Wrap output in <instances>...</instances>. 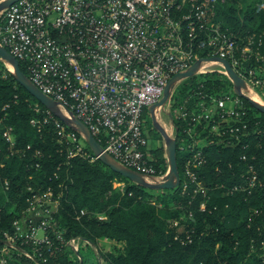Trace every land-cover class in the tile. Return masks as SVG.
I'll return each mask as SVG.
<instances>
[{
  "label": "built area",
  "instance_id": "built-area-1",
  "mask_svg": "<svg viewBox=\"0 0 264 264\" xmlns=\"http://www.w3.org/2000/svg\"><path fill=\"white\" fill-rule=\"evenodd\" d=\"M230 1L18 0L0 15V44L24 63L31 81L57 101L67 116L71 117V112L87 125L106 153L156 183L167 173L158 174L151 162L144 116L150 115V107L162 99L173 76L187 71L199 59L218 56L227 59L251 89L264 81L258 66L250 61L253 44L257 51L262 40L257 38L256 42L255 37L247 36L248 44L240 47L237 36L217 19L219 8ZM256 7L264 9V2L256 3ZM214 63L222 66L231 81L225 66L217 61H203L196 74ZM191 99L193 96L187 101ZM35 109L40 111L39 104ZM245 115L238 94L213 96L200 92L191 108L177 105L171 109L174 128L175 119L187 121L192 125L187 134L194 138L187 145L186 138L181 139V149L193 151L185 163L183 192L194 185V195H206L197 170L207 163V157L196 146L212 143V135L237 134L246 129L248 125L242 120ZM50 121L70 157L98 159L88 150L84 135L50 110L42 121L33 118L31 123L40 128L41 122ZM13 130L6 125L2 132L11 154L20 151ZM203 131L208 133L203 136ZM172 135L176 138L175 131ZM242 158L246 160V156ZM261 186L259 173L250 164L229 191L251 196ZM5 187L9 189L8 180ZM28 190L26 206L20 209L13 231L4 233V241L10 244L3 253L17 249L37 260L66 246L79 253L81 239L68 238L57 227L54 213L59 197L53 187L29 186ZM205 207L206 201L201 203V208ZM3 253L0 264L7 262Z\"/></svg>",
  "mask_w": 264,
  "mask_h": 264
},
{
  "label": "trees",
  "instance_id": "trees-1",
  "mask_svg": "<svg viewBox=\"0 0 264 264\" xmlns=\"http://www.w3.org/2000/svg\"><path fill=\"white\" fill-rule=\"evenodd\" d=\"M240 2L231 0L221 6L217 19L237 36L240 47L253 31L263 33L264 54V9L251 4L244 10ZM20 66L28 75L24 63L20 62ZM232 88L227 76L207 73L202 82L191 83L184 93L180 92L184 102L176 106L191 108L200 92L218 96ZM190 96L193 99L187 101ZM242 100L246 111L242 120L248 127L237 134L212 135V143L196 146L207 157V163L197 170L206 195H194V185L188 191L182 190L185 163L193 151L182 150L181 139L186 138L187 145L194 138L187 134L192 125L178 119L175 135L181 183L175 189H150L123 177L99 159L70 157L66 145L58 139L54 122H41L40 128L33 126L31 120L42 121L47 108L16 81L0 60V252L6 247L4 233L13 231L20 209L26 206L29 186L53 187L59 197L54 213L57 224L65 229L68 238L81 239L79 253L66 246L37 260L13 249L3 253L6 264H84L91 259L95 264L100 259L107 264H264V113L248 99ZM35 104H39L40 111ZM6 125L13 127L20 149L14 154L2 134ZM207 133L202 132L203 136ZM29 144L31 148L27 149ZM37 151L41 152L39 156ZM151 162L158 174L166 173L164 147L152 150ZM250 164L257 169L263 186L251 196L230 193L229 189L241 180ZM116 179L125 182L123 190L114 188ZM6 180L9 189L5 188ZM97 213L108 218L98 217ZM177 217L182 218L180 223L184 225L181 232L171 223ZM103 237L124 242L118 257L95 251L98 239Z\"/></svg>",
  "mask_w": 264,
  "mask_h": 264
},
{
  "label": "water",
  "instance_id": "water-1",
  "mask_svg": "<svg viewBox=\"0 0 264 264\" xmlns=\"http://www.w3.org/2000/svg\"><path fill=\"white\" fill-rule=\"evenodd\" d=\"M18 0H2L0 1V13L5 9L10 7L13 3ZM0 60L4 63H7L13 67V70H10L16 81L22 85L34 98H36L42 105H44L48 110H50L55 116L63 120L69 127L80 132L84 135L87 145L91 148L93 153L102 161L105 165L110 167L113 171L121 174L123 177L128 178L134 183L142 185L150 189L165 190V189H175L179 186L181 182V175L179 171L178 158H177V139L170 135L167 130L162 127L156 119V109L163 107L171 97V92L176 85L182 79L194 76L203 61H217L222 63L233 83L235 92L243 98H246L250 103L259 111L264 113V103H261L255 100L252 96L247 94L245 91L249 89L246 80L241 77L237 71L233 68L231 63L227 59H223L218 56H213L209 58L199 59L196 63L190 67L187 71L181 72L173 76L166 88L162 99L155 105L150 107V113L152 114L154 126L158 129L165 140L166 144V153L169 162V171L167 172L164 180L160 182H150L148 181L141 173L129 169L120 163H118L110 154L104 151L101 143L95 138L91 133L90 129L85 125L80 119L75 117L71 112L69 114L71 117L67 116L62 109L60 108L57 101L48 95L44 94L28 77L26 73L23 72L20 66L19 60L12 55L6 47L0 44ZM6 244H10L5 241Z\"/></svg>",
  "mask_w": 264,
  "mask_h": 264
},
{
  "label": "rangeland",
  "instance_id": "rangeland-1",
  "mask_svg": "<svg viewBox=\"0 0 264 264\" xmlns=\"http://www.w3.org/2000/svg\"><path fill=\"white\" fill-rule=\"evenodd\" d=\"M0 1H2V0H0ZM255 1L256 0H241L239 5H241V8L243 7V9L245 10L247 5H251V4L253 6L256 5L257 2L255 3ZM1 13H0V15H1ZM248 36L249 37H252V36L255 37L256 42L259 39L262 40V45L259 47V49H257V51H259V54H255L257 52V51H254V48L256 50V45L253 44V50H252V53H250V55H251L250 61H252L251 63L258 66L259 76H264V54L262 53V49H261L263 46V38H262L263 33L258 34L257 31H253V33L249 34ZM256 37L259 39L256 40ZM246 41H247V39H246ZM246 43L248 44V42H246ZM254 55H256V56L258 55L259 58H257ZM5 65H6V67H8L9 70H11L9 67V64L5 63ZM222 70H223V68L220 64H217V63L208 64V65H205V67L198 74H195L192 77H188V78H186L180 82H177L176 85L174 86L172 92H171L170 100L163 107L158 108L157 111L155 112L157 122L162 127H164L170 135H172L175 131V128H174L172 119L170 118V111H171V109L176 107L177 103L184 102V98H183V96L180 95V92L184 93V91H186V87H189L191 83L202 82L203 76L207 73H219L221 75H225L222 72ZM245 92L247 94H249L250 96H252L255 100H257L261 103H264V81L261 82L258 86H255L253 89H251L249 87V89ZM225 94H230L231 96H235V97L237 96V93L235 92L234 86H233L231 91L224 92L222 94L220 93V94H218V96H222ZM0 121H2L0 123V125H2L3 124V118L0 119ZM144 132H145V135L149 138V141L151 144V146H150L151 152L153 149H156L158 147H164V149L166 151L165 140H164L163 136L161 135V133L158 131V129L154 126L152 114L149 115L147 113L144 116ZM166 157H167V153H166ZM167 160H168V157H167ZM168 171H169V162H168V169H167L166 173ZM164 177H165V175H164ZM124 187H125V182L119 181L117 179L114 181V188H116L118 190H123ZM152 202H154V201H152ZM96 215L98 217L99 216L103 217V219L108 218V215H105V214L97 213ZM181 220H182V218L177 217L176 219H174V221H171V223L173 222V226L177 228L178 232H181L184 229V225H181V223H180ZM57 227L61 231H65V229H63L60 225H57ZM124 246H125L124 242L117 241L115 239H111V238H107V237H103V238L98 239L97 247H95L94 249L97 253L101 252L102 254H105V256H107V257L109 256V253H112L116 257H118V255H120V253L123 251ZM217 246H219V245H217ZM83 249H85V247H83ZM84 252L87 253V250L86 251L84 250ZM90 252H92V249ZM1 253H3L2 250H1ZM89 262L90 263L85 262L84 264H95L94 259H91V261H89ZM80 264H82V262ZM98 264H107V263H106V261L100 259V262Z\"/></svg>",
  "mask_w": 264,
  "mask_h": 264
},
{
  "label": "bare ground",
  "instance_id": "bare-ground-1",
  "mask_svg": "<svg viewBox=\"0 0 264 264\" xmlns=\"http://www.w3.org/2000/svg\"><path fill=\"white\" fill-rule=\"evenodd\" d=\"M10 69L13 70V67L11 65H9Z\"/></svg>",
  "mask_w": 264,
  "mask_h": 264
}]
</instances>
